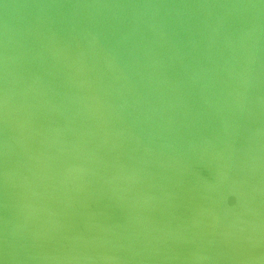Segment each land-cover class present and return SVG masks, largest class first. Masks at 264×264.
I'll return each instance as SVG.
<instances>
[{"label": "water", "instance_id": "1", "mask_svg": "<svg viewBox=\"0 0 264 264\" xmlns=\"http://www.w3.org/2000/svg\"><path fill=\"white\" fill-rule=\"evenodd\" d=\"M0 264H264V0H0Z\"/></svg>", "mask_w": 264, "mask_h": 264}]
</instances>
